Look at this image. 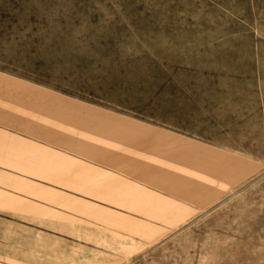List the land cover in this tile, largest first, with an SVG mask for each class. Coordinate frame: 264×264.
<instances>
[{
  "label": "rangeland",
  "instance_id": "374dc122",
  "mask_svg": "<svg viewBox=\"0 0 264 264\" xmlns=\"http://www.w3.org/2000/svg\"><path fill=\"white\" fill-rule=\"evenodd\" d=\"M264 264V0H0V264Z\"/></svg>",
  "mask_w": 264,
  "mask_h": 264
},
{
  "label": "crops",
  "instance_id": "0c3cea01",
  "mask_svg": "<svg viewBox=\"0 0 264 264\" xmlns=\"http://www.w3.org/2000/svg\"><path fill=\"white\" fill-rule=\"evenodd\" d=\"M131 264V263H130ZM132 264H136V263H132Z\"/></svg>",
  "mask_w": 264,
  "mask_h": 264
}]
</instances>
